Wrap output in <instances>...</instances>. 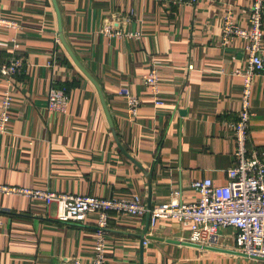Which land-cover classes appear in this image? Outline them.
<instances>
[{
	"label": "crops",
	"instance_id": "0c3cea01",
	"mask_svg": "<svg viewBox=\"0 0 264 264\" xmlns=\"http://www.w3.org/2000/svg\"><path fill=\"white\" fill-rule=\"evenodd\" d=\"M251 3L58 0L65 41L100 86L118 140L137 165L120 150L95 85L57 43L52 0H0V17L16 23L0 25V66L14 57L24 62L11 87L0 73V101L10 89L13 101L0 131V184L99 198L136 194L147 209L176 192L193 200L195 180L225 185L235 148L227 123L239 117L248 56L245 40L222 42V23L232 12L247 28ZM152 59L159 62L161 106L144 85ZM51 86L70 87L66 113L48 109ZM124 87L142 101L135 119L119 94ZM251 110L249 146L264 153V73ZM56 215L55 205L0 196V264H92L97 215L68 223ZM146 215L111 212L105 264H141ZM149 235L162 241L145 240L144 264H264L182 244L190 231L173 220L159 221ZM235 238L234 229L222 230L217 247L235 252Z\"/></svg>",
	"mask_w": 264,
	"mask_h": 264
},
{
	"label": "built area",
	"instance_id": "2783aa9c",
	"mask_svg": "<svg viewBox=\"0 0 264 264\" xmlns=\"http://www.w3.org/2000/svg\"><path fill=\"white\" fill-rule=\"evenodd\" d=\"M177 4L198 0H172ZM0 25L16 27V23L0 17ZM140 35H136L139 37ZM246 41L248 65L242 72L243 91L241 110L237 120L228 122L234 134V164L227 170V183L216 185L211 178L195 180L192 188L196 193L193 200L185 202L179 192L167 203L150 210L139 195L126 198H99L91 195H72L37 188H22L0 184V196H19L31 202L42 203L45 209L57 206L56 218L61 222H84L89 215L96 214V244L92 264L106 263L105 235L112 211L131 216L150 213V228L155 229L161 220H173L190 231L189 241L207 247H217L221 231H236L235 252L243 257L264 260V153L249 146L250 123L252 120L251 97L255 80L264 73V0H252L248 10V27L235 24L229 12L222 23V42L233 39ZM59 38L57 43H59ZM17 46V45H16ZM24 62L14 57L0 66V73L10 84L18 75ZM159 62L153 60L144 76V85L150 91L156 105L165 101L160 95L161 79ZM54 67V61L48 62ZM125 99L129 117H138L142 101L129 88H120ZM70 95L65 87L51 86L47 95V106L51 112L66 113ZM12 91L7 90L0 101V131L7 130L12 107ZM2 222L0 221V228ZM147 244V242H145ZM76 264H80L79 261Z\"/></svg>",
	"mask_w": 264,
	"mask_h": 264
},
{
	"label": "water",
	"instance_id": "95a60500",
	"mask_svg": "<svg viewBox=\"0 0 264 264\" xmlns=\"http://www.w3.org/2000/svg\"><path fill=\"white\" fill-rule=\"evenodd\" d=\"M52 3H53V6H54V9H55V12L57 14V19H58V26H59V36H60V41L61 43L63 44L64 48L67 50V52L69 53L70 57L72 58V60L74 61V63L76 64V66L85 74V76L87 78H89V80L95 85L98 93H99V96H100V99H101V102H102V105H103V108H104V111H105V114H106V117H107V120H108V123L110 125V127L112 128V132L115 136V139L117 140V144L120 148V150L132 161L134 162L135 164L138 165L137 161L132 158L129 154H127V152L124 150V148L122 147V145L120 144L119 140H118V136L116 134V130L114 129V123H113V120H112V117L110 115V112L108 110V107L106 105V102H105V99H104V96H103V93H102V90L100 88V86L98 85V83L93 79V77L87 72V70H85V68L80 64V62L78 61V59L76 58V56L74 55V53L72 52V50L70 49V47L68 46V44L66 43L65 41V38H64V35H63V23H62V15H61V10H60V7H59V4H58V0H52ZM184 113V112H183ZM150 206L148 207V210H150ZM149 231H150V213L148 212L147 215H146V225H145V229H144V233L143 235L141 236V256H140V262L141 264H144V257H143V253H144V242L146 239H149V240H153V241H162L161 238H156V237H153V236H150L149 235ZM173 243H180V242H177V241H171ZM182 244H185V245H189V246H193V247H196V248H200V249H204V250H216V251H221V252H227V253H233V254H237L236 252H233V251H228V250H225V249H221V248H218V247H207V246H200V245H197V244H193L191 242H181Z\"/></svg>",
	"mask_w": 264,
	"mask_h": 264
},
{
	"label": "trees",
	"instance_id": "16d2710c",
	"mask_svg": "<svg viewBox=\"0 0 264 264\" xmlns=\"http://www.w3.org/2000/svg\"><path fill=\"white\" fill-rule=\"evenodd\" d=\"M67 88H68L67 90H70V87L69 86H67Z\"/></svg>",
	"mask_w": 264,
	"mask_h": 264
}]
</instances>
